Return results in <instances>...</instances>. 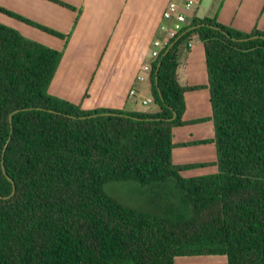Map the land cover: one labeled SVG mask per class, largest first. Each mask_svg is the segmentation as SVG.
Returning <instances> with one entry per match:
<instances>
[{
  "label": "trees",
  "instance_id": "obj_1",
  "mask_svg": "<svg viewBox=\"0 0 264 264\" xmlns=\"http://www.w3.org/2000/svg\"><path fill=\"white\" fill-rule=\"evenodd\" d=\"M194 36L209 81L184 87L178 67ZM166 51L149 78L157 112L86 110L49 92L64 51L0 23V264H176L201 256L264 264V32L194 16ZM203 88L212 116L184 121L185 93ZM206 121L214 137L193 143H214L217 160L177 164L174 128ZM210 165L216 174L183 175ZM111 180L175 189L155 213L111 198L104 191Z\"/></svg>",
  "mask_w": 264,
  "mask_h": 264
},
{
  "label": "crops",
  "instance_id": "obj_2",
  "mask_svg": "<svg viewBox=\"0 0 264 264\" xmlns=\"http://www.w3.org/2000/svg\"><path fill=\"white\" fill-rule=\"evenodd\" d=\"M60 1L76 7L80 14L50 0H0V7L70 35L66 42L0 12V23L30 39L64 51L49 92L74 104H83L86 110L100 107L127 112H157L158 106L154 102L143 104V100L152 98L149 79L142 82L137 76L142 73L143 64L150 61L152 42L158 35L162 11L169 0ZM204 1L201 0L196 7L197 17H216L219 23L244 33L256 29L264 32V0H208L210 14L202 17L198 10ZM191 43L180 60L179 83L184 87L208 85L204 45L197 36ZM132 90L137 92L136 96L130 94ZM185 100L184 121L212 116L208 88L187 91ZM151 104L155 107L149 112L140 110L142 105ZM213 137L212 121L174 128V143L179 145L174 150V161L177 164L208 162L206 152H196L199 149L194 152L192 148L215 144L193 142ZM195 170L183 175L199 176Z\"/></svg>",
  "mask_w": 264,
  "mask_h": 264
},
{
  "label": "rangeland",
  "instance_id": "obj_3",
  "mask_svg": "<svg viewBox=\"0 0 264 264\" xmlns=\"http://www.w3.org/2000/svg\"><path fill=\"white\" fill-rule=\"evenodd\" d=\"M210 4L208 0H205L199 7L198 15L204 16L205 14H210L209 12ZM155 105L151 104L149 106L142 105L140 110L149 112L153 109ZM201 147V148H198ZM196 152L202 150L206 152V159L209 160L205 163H212V160L217 158L216 147L213 145L207 146H195L192 148ZM195 152V151H194ZM215 162V161H213ZM218 172V168L215 165L206 166L203 168H197L195 170L196 174L202 175H212ZM175 189L173 182H167L166 184H153L151 186H142L139 182L128 180V181H107L104 184V191L111 198L115 199L119 203L129 206L139 210H146L151 212H159L158 208L160 205L166 206L171 204V190ZM152 201L156 203L153 204ZM153 204V205H151ZM176 264H228L227 257L219 256H201V257H185L178 258Z\"/></svg>",
  "mask_w": 264,
  "mask_h": 264
},
{
  "label": "built area",
  "instance_id": "obj_4",
  "mask_svg": "<svg viewBox=\"0 0 264 264\" xmlns=\"http://www.w3.org/2000/svg\"><path fill=\"white\" fill-rule=\"evenodd\" d=\"M201 0H169L166 7L162 11V22L159 26L158 35L152 42V50L150 53V61L142 66V73L137 76L138 81H146L150 78L153 70V64L158 60L163 51L168 50L172 46V42L180 37V35L191 25L192 19L196 16V7ZM192 43H189V47ZM149 75V78L146 76ZM132 96H136L137 92L132 90ZM153 103V99L146 98L143 104Z\"/></svg>",
  "mask_w": 264,
  "mask_h": 264
},
{
  "label": "water",
  "instance_id": "obj_5",
  "mask_svg": "<svg viewBox=\"0 0 264 264\" xmlns=\"http://www.w3.org/2000/svg\"><path fill=\"white\" fill-rule=\"evenodd\" d=\"M169 50V49H168ZM167 50V51H168ZM166 51V52H167ZM161 65V63L159 64V66ZM156 75L158 76V71H157V73H156ZM109 114H111V113H109ZM11 119H12V115H11ZM2 167H3V171H4V174L7 176V178L13 183V185H14V189H13V193H12V195L15 193V191H16V186H15V182L13 181V179L12 178H10V176L7 174V171H6V168H5V165H4V163H3V165H2Z\"/></svg>",
  "mask_w": 264,
  "mask_h": 264
}]
</instances>
